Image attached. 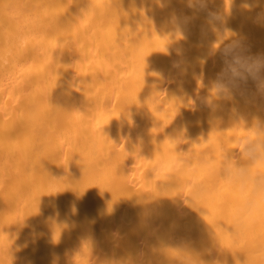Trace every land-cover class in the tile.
<instances>
[{"label":"bare ground","instance_id":"obj_1","mask_svg":"<svg viewBox=\"0 0 264 264\" xmlns=\"http://www.w3.org/2000/svg\"><path fill=\"white\" fill-rule=\"evenodd\" d=\"M209 12L221 19L210 23ZM262 12L264 0H208L206 11L186 0H0V264H11L10 252L13 264H127L142 249L167 264L155 246L184 238L207 259L213 233L228 264L247 255L264 264V212L234 242L227 231L239 193L196 168V153L219 158L214 118L237 151L246 133L232 130L233 115L264 117L251 81L215 111L206 103L224 43L238 39L264 55ZM173 17L185 22L180 40L164 32ZM153 90L158 99L148 100ZM178 126L202 145L181 146L193 171L164 179L159 163L174 155L167 136ZM177 179L182 188L161 191ZM199 183L207 191L196 197ZM146 196L165 212L192 198L191 217L150 224L139 210Z\"/></svg>","mask_w":264,"mask_h":264},{"label":"clouds","instance_id":"obj_2","mask_svg":"<svg viewBox=\"0 0 264 264\" xmlns=\"http://www.w3.org/2000/svg\"><path fill=\"white\" fill-rule=\"evenodd\" d=\"M186 3L199 11H206L208 7V0H186ZM258 16L264 17V12L258 13ZM220 19L215 13H208L210 23H216ZM147 21L150 20L145 17L144 23L146 25ZM162 25H164V32L169 33L175 40L183 38L185 22L181 18L173 17L166 24L162 22ZM223 39L222 37L221 42H223ZM176 51L179 52V49L177 48ZM221 51L224 56V67L215 80L211 82V95L206 99V103L212 107L213 111L219 106L216 103L217 101H231L237 93L245 94L248 91L250 81L254 85L256 93L264 97V55L248 54L247 48L238 39L224 43ZM155 94L153 90L148 100L158 99ZM71 108L74 111H81L80 103L72 104ZM125 119L129 126L134 124L130 112L125 114ZM232 122L234 123L233 131L243 127L246 133L235 140L237 151H230L225 146L221 127L225 121L214 118L210 122L212 126L211 133H216L219 137L215 149L219 153V158L210 159L203 151L196 153V168L217 174L225 185L232 187L239 193L238 203L233 210L234 223L232 227L234 230L232 232L226 230L235 242L243 233L248 222L257 214L264 212V117L256 116L251 119H244L233 115ZM187 133V128L181 126L173 128L168 133L167 141L172 146L174 155L160 161L159 169L162 178L167 179L165 175L167 173L194 170L189 165V160L193 155L192 152L184 151L181 146L191 143L193 146L199 147L202 144L192 140ZM128 137L130 139V135ZM137 154H139V148H137ZM183 186L177 179L173 184L161 186V191L182 188ZM192 187L193 195L196 197L207 191V186L203 183L194 184ZM151 199L147 196L139 198L142 202L139 210L145 221L150 224L156 225L163 221L172 224L176 220H188L191 217V213L184 205L189 207V204L194 203L192 198H187V203L185 200L183 202L175 200L169 205L170 210L168 212L162 210L159 205L150 203ZM204 210L205 208L200 207L195 211L200 216H206L207 212ZM212 235L214 244L208 248L207 259L188 238L182 239L178 244H170L167 241L160 240L158 246L155 247L159 254L166 257L167 264H228L226 253L229 251L221 247L215 233ZM97 249L98 245L93 242L91 244L93 255L96 254ZM10 256L11 264H13L14 256L11 252ZM247 257L245 264H251L253 256L247 255ZM260 259L264 261V254L260 255ZM104 264H122V262L111 259L104 261ZM127 264H155L154 254L151 251L142 249Z\"/></svg>","mask_w":264,"mask_h":264}]
</instances>
